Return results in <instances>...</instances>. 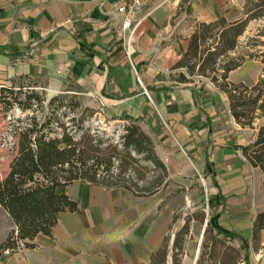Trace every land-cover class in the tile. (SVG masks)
Segmentation results:
<instances>
[{
    "label": "crops",
    "instance_id": "0c3cea01",
    "mask_svg": "<svg viewBox=\"0 0 264 264\" xmlns=\"http://www.w3.org/2000/svg\"><path fill=\"white\" fill-rule=\"evenodd\" d=\"M130 1L0 0V83L24 77L51 93L71 89L98 100L110 115L138 119L156 136V152L169 172L179 150L200 170L207 161L216 174L214 188L228 197L233 223L225 228L249 237L264 198L256 203L229 196L245 194L253 170L259 172L241 152L256 129L234 121L226 95L211 82L175 68L197 23L244 19L245 0H142L141 21L127 43L116 7ZM259 65L246 61L227 80L250 85ZM179 73L191 81L179 82ZM63 190L77 210L60 213L50 235L38 234L33 247L17 249L0 264H151L171 226L166 199L84 182Z\"/></svg>",
    "mask_w": 264,
    "mask_h": 264
},
{
    "label": "trees",
    "instance_id": "16d2710c",
    "mask_svg": "<svg viewBox=\"0 0 264 264\" xmlns=\"http://www.w3.org/2000/svg\"><path fill=\"white\" fill-rule=\"evenodd\" d=\"M243 14L244 19L230 23L223 18L197 23L175 68H183L189 77L209 78L226 95L234 121L241 127L256 129L254 139L242 146L241 152L262 174L264 198V0H245ZM250 21L257 24L244 35ZM249 60L262 65L254 83L227 80L230 71ZM26 80L28 83H24ZM177 80L191 81L183 73ZM9 84H0V105L6 110L18 108L20 113L10 119L11 156L0 180V207L15 227V241L3 246L8 255L22 247H33L30 242L38 234L50 235L60 213L77 210L76 202L63 190L74 182L122 188L136 197L151 196L167 183L166 165L138 119L111 114L110 120L125 123L113 142L105 130L85 125L95 111L83 103L79 92L67 89L47 100L44 90L35 89L44 85L24 77ZM205 168L209 172L207 161ZM216 199L221 203L224 200L221 195ZM223 211L224 206L210 216L207 227L217 236L240 239L248 262L249 239L219 223ZM263 227L264 213L258 212L250 239L254 240ZM183 234L182 229L176 233L171 248L165 237L151 264H180ZM16 242L21 243L20 247ZM2 248L0 261L8 256L2 254Z\"/></svg>",
    "mask_w": 264,
    "mask_h": 264
},
{
    "label": "rangeland",
    "instance_id": "374dc122",
    "mask_svg": "<svg viewBox=\"0 0 264 264\" xmlns=\"http://www.w3.org/2000/svg\"><path fill=\"white\" fill-rule=\"evenodd\" d=\"M257 22H252L251 29ZM259 73L262 65H259ZM187 74V73H186ZM260 75V74H259ZM210 82V79L203 77ZM246 79L250 80L249 76ZM250 82V81H249ZM28 83V81H24ZM2 84V83H0ZM10 84L7 83L6 86ZM41 85V84H38ZM36 90H44L45 97L48 100L55 93L37 86ZM83 103L94 109L95 114L86 121V126L91 129L98 128L105 130L108 136H112L113 142H116L118 135L125 124L120 120H110L111 115L102 110V105L97 100L90 97H83ZM20 113L18 108L6 110L0 105V180L5 176L8 170V163L11 156L10 146L12 142L10 119ZM255 124V123H254ZM169 136L168 129L162 126L161 132ZM148 133V132H147ZM153 143L151 132L148 133ZM171 156H169L170 158ZM171 171H167L165 185L160 186L157 191V197L166 199V203L172 208V221L168 229V238L170 237V248L177 232L183 230L182 253L180 255V264H264V235L262 230L254 240L249 239V259H244V250L241 247L240 239H229L215 235V231L207 227L206 221L216 212H219L223 206L225 210L219 220L224 227H229L233 220L231 219V210L227 209V198H225L215 187L212 178L216 175L210 170H200L195 161L185 156L181 150L179 155L174 157ZM146 162H144L145 164ZM167 170V168H166ZM258 170V169H257ZM259 171V170H258ZM152 175L151 173L149 174ZM262 174L253 170V175L249 179L248 190L242 195H231L229 200L247 199L249 202H262L261 182ZM221 195L224 200L222 203L216 199ZM161 213V210H158ZM15 227L6 212L0 207V248L5 244H12L15 240ZM20 242H16V247H20ZM2 246V247H1ZM6 247L2 248V254L8 255ZM9 256V255H8ZM197 256V257H196Z\"/></svg>",
    "mask_w": 264,
    "mask_h": 264
},
{
    "label": "built area",
    "instance_id": "2783aa9c",
    "mask_svg": "<svg viewBox=\"0 0 264 264\" xmlns=\"http://www.w3.org/2000/svg\"><path fill=\"white\" fill-rule=\"evenodd\" d=\"M141 5L142 0H131L127 4L116 7V13L122 18L121 30L124 33H127V43L130 40L135 28L141 21V19L138 18Z\"/></svg>",
    "mask_w": 264,
    "mask_h": 264
},
{
    "label": "water",
    "instance_id": "95a60500",
    "mask_svg": "<svg viewBox=\"0 0 264 264\" xmlns=\"http://www.w3.org/2000/svg\"><path fill=\"white\" fill-rule=\"evenodd\" d=\"M207 222V221H206ZM197 257V256H196Z\"/></svg>",
    "mask_w": 264,
    "mask_h": 264
}]
</instances>
